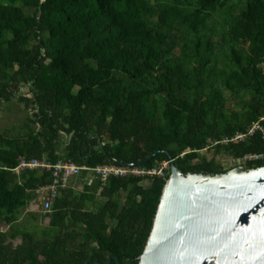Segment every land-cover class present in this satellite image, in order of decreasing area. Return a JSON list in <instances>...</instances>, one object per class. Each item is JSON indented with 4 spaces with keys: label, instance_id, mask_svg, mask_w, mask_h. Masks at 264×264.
<instances>
[{
    "label": "trees",
    "instance_id": "1",
    "mask_svg": "<svg viewBox=\"0 0 264 264\" xmlns=\"http://www.w3.org/2000/svg\"><path fill=\"white\" fill-rule=\"evenodd\" d=\"M15 100L27 113L0 130V264H139L169 177L83 170L50 212L23 214L54 176L13 169L172 158L215 176L223 152L264 167L262 131L222 143L264 129V0H0V113Z\"/></svg>",
    "mask_w": 264,
    "mask_h": 264
},
{
    "label": "water",
    "instance_id": "2",
    "mask_svg": "<svg viewBox=\"0 0 264 264\" xmlns=\"http://www.w3.org/2000/svg\"><path fill=\"white\" fill-rule=\"evenodd\" d=\"M139 264H264V167L212 176L172 164Z\"/></svg>",
    "mask_w": 264,
    "mask_h": 264
},
{
    "label": "built area",
    "instance_id": "3",
    "mask_svg": "<svg viewBox=\"0 0 264 264\" xmlns=\"http://www.w3.org/2000/svg\"><path fill=\"white\" fill-rule=\"evenodd\" d=\"M262 120H264V118ZM257 130H260L264 133V129L259 125V123H256L252 125L246 132H238L234 136L224 139L222 143L242 142L248 136L253 135ZM260 158H262L261 155L248 154L244 158L236 159V161L244 164L247 161L258 160ZM172 164H174L173 159L170 158L152 167L138 165H105L87 168L69 161H59L56 164H52L46 160L21 158L18 166L13 170L16 173H20L25 169L36 168L52 171L54 176L53 182L49 185L40 187L36 191L38 198H41L43 202L42 211L44 214H46L50 212L54 200L59 195L60 190L66 188L68 186L69 180L74 176L80 175L83 170H89L94 176L100 177L103 182L112 176L141 177L145 179L144 185L148 186V184L151 183L152 179L155 177H170Z\"/></svg>",
    "mask_w": 264,
    "mask_h": 264
},
{
    "label": "rangeland",
    "instance_id": "4",
    "mask_svg": "<svg viewBox=\"0 0 264 264\" xmlns=\"http://www.w3.org/2000/svg\"><path fill=\"white\" fill-rule=\"evenodd\" d=\"M26 113L27 112L24 108V105L20 104L16 100L9 102V103H3L2 104V110L0 113V130H2L3 128H6V127H10L11 125L19 122L20 120H22L24 118ZM200 154L202 157L203 156L211 157L213 154V149H211V151H203ZM218 159L221 161V163L224 165L225 168H228L230 170H232L236 167H241L242 165H244L243 163L237 162L235 159H233L231 156H229L225 152L219 154ZM101 201L103 202V200L100 199V202ZM30 208H32V210L38 214H43V211H42L43 202H42L41 198H38L35 201V205H33V207H30ZM23 213L26 214L27 213L26 210H24Z\"/></svg>",
    "mask_w": 264,
    "mask_h": 264
},
{
    "label": "crops",
    "instance_id": "5",
    "mask_svg": "<svg viewBox=\"0 0 264 264\" xmlns=\"http://www.w3.org/2000/svg\"><path fill=\"white\" fill-rule=\"evenodd\" d=\"M36 201V200H35ZM35 201L34 202H32L31 204H30V206L27 208V210H26V212L28 213V212H34L33 210H32V208H30V207H33V205H35ZM35 213V212H34ZM24 214V213H23ZM48 222V220L46 219V221H45V223H47ZM15 244H17V242H14Z\"/></svg>",
    "mask_w": 264,
    "mask_h": 264
}]
</instances>
